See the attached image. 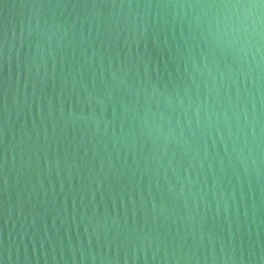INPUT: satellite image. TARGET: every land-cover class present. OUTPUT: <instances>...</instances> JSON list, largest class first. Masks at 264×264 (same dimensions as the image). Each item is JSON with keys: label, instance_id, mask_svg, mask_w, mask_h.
Listing matches in <instances>:
<instances>
[{"label": "water", "instance_id": "obj_1", "mask_svg": "<svg viewBox=\"0 0 264 264\" xmlns=\"http://www.w3.org/2000/svg\"><path fill=\"white\" fill-rule=\"evenodd\" d=\"M0 264H264V0H0Z\"/></svg>", "mask_w": 264, "mask_h": 264}]
</instances>
